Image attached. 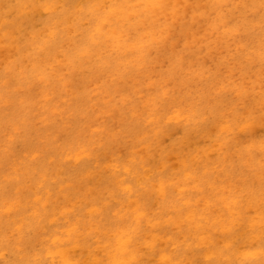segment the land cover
<instances>
[{
    "label": "rangeland",
    "instance_id": "1",
    "mask_svg": "<svg viewBox=\"0 0 264 264\" xmlns=\"http://www.w3.org/2000/svg\"><path fill=\"white\" fill-rule=\"evenodd\" d=\"M106 2L84 25L100 24L96 56L71 58L69 35L81 32L73 13L64 40L38 45L50 81L33 72L34 48L21 51L34 83L24 96L14 85L2 95L0 197L39 184L51 208L58 199L81 219L65 222V239L71 223L94 236L87 257L135 229L142 252L131 264H264V0ZM52 183L71 189L51 195ZM23 235L41 264H56L29 229ZM15 256L0 264H20Z\"/></svg>",
    "mask_w": 264,
    "mask_h": 264
},
{
    "label": "bare ground",
    "instance_id": "2",
    "mask_svg": "<svg viewBox=\"0 0 264 264\" xmlns=\"http://www.w3.org/2000/svg\"><path fill=\"white\" fill-rule=\"evenodd\" d=\"M11 2H14V4H11ZM106 3V0H0V65L4 64L0 69V116L5 117L8 115L7 109H4L6 101L2 96L3 94L8 92L10 88L13 89L14 85L15 90L17 89V91L22 93L20 95L24 96L34 83L31 80V63L24 60L21 56L23 49L34 48V53L26 55L27 58H36V64L40 66L34 67L33 72L36 78H43L46 80L45 82L50 81L48 80L50 67L48 64L42 65V59L38 54L44 53V51L38 45L44 38H49L51 41H54L56 38H59L60 41L64 40L66 35L70 33V31L68 33V30H70L68 29V25H70V13H73L74 16V26L78 27L79 31H81L78 34L77 29L69 35L72 41V47L70 48L71 58H81L82 54H79V49H82V51L83 49H87L93 56H96L95 52L98 53L102 50L90 49V46L93 45L96 37L100 34L99 22H95L90 31L85 30L84 25L86 24L85 20H90L92 14L105 9ZM69 6H71V10H68ZM60 8H62L61 11H59ZM43 10L47 16L43 20L42 30L38 31L35 19L38 16H43ZM10 14L15 15L16 22L13 20L14 17L10 19ZM27 27L29 31L26 33L25 29ZM14 53L19 56L17 60H11ZM48 54L52 53L48 52ZM90 54H86L89 59H91ZM113 58L115 65L121 61L118 56H112ZM56 61L60 63L59 56L56 58ZM110 66L113 65L109 61L106 67ZM102 67L104 68L101 69L104 70L105 66L102 65ZM15 70H19V77L15 76ZM59 75L60 77L64 76L61 77V82L68 84V75H64L62 69L59 72L58 70L56 71V76ZM22 81L25 83L24 93L20 90ZM110 83L112 86L116 84L114 75H112ZM17 84L18 87L16 86ZM52 94L53 91L45 90L44 96L46 100L52 101L54 99ZM21 109L22 107H19L17 111L20 112ZM15 115L17 114L15 113ZM3 133L6 135L4 128L1 126L0 138L3 136ZM44 137L50 138L49 136ZM46 149L41 148V151L44 152ZM56 149L58 150L57 147ZM45 185L46 182L43 183V186ZM62 185L60 183L56 185L52 183L51 187H53V190L50 192L51 195H53L54 190H63L68 193L71 188L63 187ZM123 188L126 190V186H123ZM40 193L41 189L39 184H37L35 189L33 186L28 187L26 196L23 194L22 189H17L9 197H5L4 199L2 198L5 195L0 197V238H3L2 240L0 239V260H6L8 254L14 253L16 256H19L17 263L41 264L43 255L42 253H31L30 246L33 242L32 238L28 237L26 239L24 237L25 229H29L36 236V243L43 244L44 249H46V257L56 264H131L130 260H139V254L142 251H140L136 243L135 229L129 232L128 235L117 236L114 241L117 244L116 247L111 244L98 246L96 251H101L100 253L103 255L97 257L98 254L95 252L92 254L93 259L91 260V255L87 257L82 248L87 238L92 239L94 236L90 235L86 229H83L80 235L79 229L75 227L76 224L71 223L68 230L69 238L65 239V222L75 220L79 223L81 219L72 217L73 213L71 210L65 212L66 205L59 202L58 199L54 210L51 208V203L46 201L49 192L42 194V196H40ZM139 211L137 210L136 217L141 216ZM59 215L60 217H58ZM191 220L193 222L194 218ZM56 226L58 229L54 228ZM200 227V220H194V231H197ZM52 228L54 229L52 230ZM5 230L8 232L14 230L19 235H15L14 239H11L8 234L4 235ZM126 236H129L131 239H127ZM104 237L108 238L107 235H104ZM211 244L212 240L209 237L206 247L210 248ZM194 245L189 248L191 249ZM176 255L180 256L179 254H175V257Z\"/></svg>",
    "mask_w": 264,
    "mask_h": 264
}]
</instances>
